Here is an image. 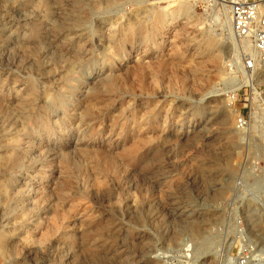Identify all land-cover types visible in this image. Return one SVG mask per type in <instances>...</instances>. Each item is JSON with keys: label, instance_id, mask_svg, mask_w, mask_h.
<instances>
[{"label": "rangeland", "instance_id": "1", "mask_svg": "<svg viewBox=\"0 0 264 264\" xmlns=\"http://www.w3.org/2000/svg\"><path fill=\"white\" fill-rule=\"evenodd\" d=\"M231 5L0 0V264H264V64Z\"/></svg>", "mask_w": 264, "mask_h": 264}, {"label": "built area", "instance_id": "2", "mask_svg": "<svg viewBox=\"0 0 264 264\" xmlns=\"http://www.w3.org/2000/svg\"><path fill=\"white\" fill-rule=\"evenodd\" d=\"M230 13L233 30L242 41L249 39L255 50L247 67L253 69L260 62L264 64V0H236ZM237 123L242 126L244 119L238 118Z\"/></svg>", "mask_w": 264, "mask_h": 264}, {"label": "bare ground", "instance_id": "3", "mask_svg": "<svg viewBox=\"0 0 264 264\" xmlns=\"http://www.w3.org/2000/svg\"><path fill=\"white\" fill-rule=\"evenodd\" d=\"M235 1H236V0H235ZM233 2H234L233 0H230V3H233ZM245 40H249V39H245ZM249 45H250V44L248 43V46H249ZM254 51H255V50H254V47H253V44H252V51H251V54H252V53H255Z\"/></svg>", "mask_w": 264, "mask_h": 264}]
</instances>
